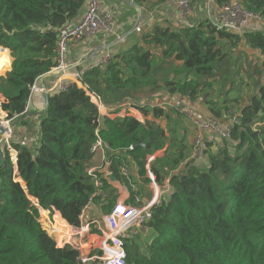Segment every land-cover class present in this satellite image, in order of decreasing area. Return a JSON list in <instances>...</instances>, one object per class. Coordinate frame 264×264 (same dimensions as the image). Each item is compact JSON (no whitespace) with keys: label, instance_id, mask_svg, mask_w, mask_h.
Instances as JSON below:
<instances>
[{"label":"trees","instance_id":"obj_1","mask_svg":"<svg viewBox=\"0 0 264 264\" xmlns=\"http://www.w3.org/2000/svg\"><path fill=\"white\" fill-rule=\"evenodd\" d=\"M239 2L264 19V0ZM83 6L86 0H0V46L13 58L11 69L0 76V109L8 117L21 116L34 81L57 65V29L75 22ZM242 39L264 57L260 31L242 38L209 20L178 29L155 25L138 45L87 71L83 82L107 105L128 101L146 114L145 104L138 102L162 90L194 100L209 89L222 60ZM9 64L0 51V75ZM258 88L239 109L230 139L206 145L207 160L185 161L182 139L172 140L164 156L150 162L158 180L182 168L170 173V193L142 225L150 234L148 245L138 248L137 238H126L125 264H264V82ZM45 97L39 145L34 151L15 145L16 174L9 157L0 162V264H79L75 250L56 247L51 239L59 242L60 228L70 229L67 236L81 253L89 252L90 239L83 233L81 247L78 230L67 224L79 225L93 191L87 170L99 159L95 163L91 152L98 111L74 83ZM210 111L220 115L217 108ZM255 123L260 126L253 128ZM100 136L115 150L110 158L116 177L122 160L144 175L146 156L166 139L159 125L133 117L105 118ZM137 142L149 145L129 149ZM39 217L49 225L51 238Z\"/></svg>","mask_w":264,"mask_h":264},{"label":"built area","instance_id":"obj_2","mask_svg":"<svg viewBox=\"0 0 264 264\" xmlns=\"http://www.w3.org/2000/svg\"><path fill=\"white\" fill-rule=\"evenodd\" d=\"M174 3L184 16L191 12V0H174ZM262 19L259 13L246 10L239 1L229 0L221 5L220 23L213 25L220 30L241 33L248 23ZM114 22V14L104 5V0H86V9L82 18L79 21L65 23L57 29V65L51 70L59 72L56 81L52 86L46 87L42 83L40 84V78H37L30 88V94L39 92L44 95H53L65 90L69 84L74 83L85 92L98 111L97 125L94 128L96 140L91 147V152L99 154V162L87 170L93 191L80 211L79 225L67 224L72 229L83 232L90 239L89 252L82 254L75 246L76 242L71 243L69 236L66 239L60 238L59 242L51 238L48 232L49 225L46 224L48 228L47 226L45 228L40 223L42 229L54 241L56 247H67L77 252L79 264H125L127 256L125 240L128 234L135 227L142 226L150 221L153 217L154 207L160 205L171 191L170 173L158 180L156 174L149 167L154 156L146 157L145 174L149 179L151 193L148 199L143 195L134 180V174L139 170L137 165L122 160L117 168L118 177L115 176L113 162L110 158L115 150L108 147L100 136V128L104 119L133 117L141 123H146L148 120L140 118L144 113L128 101L119 103L114 107H108L100 95L90 91L84 84L83 77L86 72L110 62L113 58L112 54L109 51H104L96 63L81 64L73 68L66 62V49L70 42L86 40L98 34L108 33L111 31ZM139 29L137 28V30ZM27 102L28 99L20 115L27 110ZM0 112L2 113L0 115V135L3 141V156L9 157L14 174H16L17 150L12 142V122L17 116L8 117L7 113ZM227 115L229 116L227 124L214 116L207 118L193 117L192 123L195 135L189 159L201 160L206 154L207 144H215L221 139H230L233 127L239 122V114L238 111L231 108ZM132 148V146H129V149ZM110 184L114 187L115 184L119 187L124 184L127 185L128 195L113 200L107 190ZM106 206L110 207L108 212L105 211ZM89 212L96 217L91 218Z\"/></svg>","mask_w":264,"mask_h":264},{"label":"crops","instance_id":"obj_3","mask_svg":"<svg viewBox=\"0 0 264 264\" xmlns=\"http://www.w3.org/2000/svg\"><path fill=\"white\" fill-rule=\"evenodd\" d=\"M138 1L139 2H137L136 0H104V5L110 11L113 12L115 18V22L112 26L111 31L108 33L98 34L90 39L81 40L77 42H70L66 49V62L68 63V65L73 68L81 64L96 63L98 61V58L104 51H109L112 54V57H114V55L116 54L122 55L127 50L138 45L140 43L141 35L145 31L151 30L155 25H168L172 29H178L186 26H197L203 20H209L212 24L220 23L221 5L218 4L216 0H191V12L187 16H184L182 14L181 10L175 5L174 0ZM134 4H136L139 9ZM85 9L86 6H83V8L77 14L75 21H79L82 18ZM137 28L140 29L137 30ZM256 31L264 33V19L259 21H251L245 26L244 30L241 33L236 34L243 38V34L245 32ZM256 51L259 52L255 49L252 50L249 45H247L242 39L237 46L233 47L232 50L227 53L226 57L222 60L220 64L221 66L224 63L223 65L225 66L232 60L235 61V68L231 67L228 70L227 68L229 66L224 68V70L226 71H224L222 75L227 73L229 76V78L227 77L228 81L224 82L221 79H216L215 77L213 79L214 81L212 82L211 87L209 88L211 90L208 91V88L205 90L203 89L198 95V97L194 100H190L187 96L183 95L169 94L163 90L155 95L150 96V98L146 100H141L140 102L145 103L149 106V108H147L145 105L147 113L140 116V118H142L143 120H148L147 122H153L159 125L161 128L164 129L166 136L164 145L162 146L163 149L160 152H155V150L147 156H154L153 160H155V158L157 157H162L164 156L172 140L178 142L179 140L183 139L184 143H187L186 150L184 153L186 157L184 160L186 161V159H189V156L191 154L192 141L195 135L192 123L193 117L207 118L209 116H213V113H211V111L209 110L210 108H208L209 102H205V97L209 95V92L216 94L218 88H231V83L235 80L232 75L233 73L234 75L236 74L235 77L239 76V78H241V81L239 83L240 88L239 90H235L232 87L234 90L230 92H245L248 88L247 84L249 83L247 77H245L241 72L243 71V68L246 69L245 57H249V64L251 66L250 68L252 69L255 65H257V62H260L261 65H264L263 55L260 52L257 53ZM244 53H246L247 56ZM8 57L10 59L9 68L1 74L2 76H4L5 73L11 69L12 57L10 56V54H8ZM219 67L218 71H220ZM218 71H216V76L220 75ZM256 76L258 77L257 74ZM56 79L57 75H51L43 79L42 82L40 81V84L42 83L46 87H49L54 84ZM216 80L218 81L217 83ZM159 97L162 98L158 99ZM232 97H234V95L230 96V98ZM0 99L3 100L1 94ZM179 100L181 101L183 106H185V108L181 109L184 114V117L182 116L180 117V119L175 117V115L171 111H168V107ZM46 102L47 101L44 94L39 92L30 94L27 102V110L19 118H17L15 121L13 120L12 122V142L14 146L21 145L29 148V150L34 151L35 148L39 145V123L44 113ZM116 105H108V107H114ZM215 106L218 105L215 103ZM151 107H153V109H151ZM154 109H161L162 114L156 116L154 114ZM0 115H2L1 112ZM220 115L215 118L227 124L229 122V116L225 114V112H221ZM174 127L176 128L175 130L173 129ZM2 142V136L0 135V162L3 157ZM166 174V172L163 173L162 177ZM134 180L137 182L139 189L141 190L143 195L148 199L151 193L149 189V179L147 178V175H141L138 170V172H135L134 174ZM109 187L112 188V191L108 192L110 197L114 193L117 194V196L114 194L115 199L117 197L123 198L128 195V186L125 184L121 187L117 186L116 184L114 187L110 184Z\"/></svg>","mask_w":264,"mask_h":264},{"label":"rangeland","instance_id":"obj_4","mask_svg":"<svg viewBox=\"0 0 264 264\" xmlns=\"http://www.w3.org/2000/svg\"><path fill=\"white\" fill-rule=\"evenodd\" d=\"M251 49L253 50V48H251ZM255 50H257V49H255ZM257 53H259V52H257ZM244 54L246 55V53H244ZM251 55H253V54H251ZM251 60H253V59H251ZM245 61H246V63H245L246 64V69L243 68V71H241V70H239V71H241L243 73V75L245 77H247V79L249 80V83L247 84L248 85L247 90L245 92H242V93H240V92H238V93H236V92H230V91H232L234 89L235 90H239V88H240L239 83L241 81V78H239V76L238 77H235L236 74L234 75V73H233L232 75L235 78V80L231 83V86L234 89L232 87L229 88V89H226V87H223V88H218V91H216V94H213L212 92H209V95L207 97H205V102L206 103L209 102L208 103V108H211V107L212 108H217V110H219L220 114H221V112H225V114H229L231 108H234V110L239 111V108H242L243 106H246V105L249 104V102L251 101L252 96H254L258 92V89H259L258 86H259V84L261 82H264V65H261L260 62L259 63L257 62L256 63L257 65H255L254 68L252 69V68H250L251 66L249 64L250 61H249V57L248 56L245 57ZM223 64L219 67L220 68V71H218V68L216 70L220 74V75H218L219 77L216 76V79H221L222 81L226 82V81H228L227 77L229 78V76H228L227 73L224 74V75H222L223 72L226 71V70H224V68L227 67V66H229L227 68V70L229 68H231V67L235 68V65L236 64H235V61H233V60L230 63H228L227 65H225V66ZM235 70H234V72H235ZM256 74L258 75V77L256 76ZM221 75H222V77H221ZM0 76H2V75H0ZM217 82L218 81L216 80V83ZM224 86H225V83H224ZM210 90L211 89H209L208 91H210ZM207 92H206V94H207ZM232 95H234V97L230 98V96H232ZM160 98H162V97H159L158 99H160ZM207 98H209V99H207ZM212 100H215V101H212ZM138 103H141V102L139 101ZM215 103L218 106H215ZM143 104H145V103H143ZM146 107L149 108L148 105H146ZM154 108H157V107H154ZM183 108H185V106H183V104L179 100L176 103H173L172 105H170L168 107V111H171L175 115V117H177L178 119H180V117H182L184 115L183 112L181 111V109H183ZM151 109H153V107H151ZM214 116H216V115H214ZM220 117H221V115H220ZM189 119H190V116H189ZM258 126H260V123H255L254 125H252L253 128H256ZM173 129L175 130L176 128L174 127ZM162 149H163V147L162 148H159L155 152H157V151L160 152ZM187 149H188V145H187ZM185 150H186V148H185ZM205 156H206V160H207V155L205 154ZM98 158H99V154H94L93 160L95 162L97 161ZM98 162H99V159H98ZM180 167L181 166H179L175 170L178 171L179 169L182 168V167L181 168ZM173 171L174 170H170L169 172H173ZM107 190H108V192H110V191H112V188L109 187ZM114 194L111 195V198L112 199H115ZM32 204H33V202H32ZM33 205H35V204H33ZM89 215H90L91 218H95L96 217L91 212H89ZM40 220H41V218L39 217V222L42 223L45 226V228H46V226L48 224L46 225L45 223L42 222V220L41 221ZM47 228H48V226H47ZM69 230L70 229L64 230L63 228H60L57 231V235H58L59 239L60 238L66 239L67 238L66 236L70 234V231ZM128 236L129 237L134 236L135 238H137L134 241V244L136 246H138V248H145V245H148L149 241L151 240L150 234L147 233L146 230L142 226L139 227V228L135 227L134 229H132L130 231V233L128 234ZM131 240H133V239L131 238ZM71 243L72 244L75 243V240L73 238H71ZM141 252H143V249H141Z\"/></svg>","mask_w":264,"mask_h":264},{"label":"water","instance_id":"obj_5","mask_svg":"<svg viewBox=\"0 0 264 264\" xmlns=\"http://www.w3.org/2000/svg\"><path fill=\"white\" fill-rule=\"evenodd\" d=\"M138 9H139V7L136 5V4H134ZM141 13V12H140ZM140 18H141V16H140ZM140 18H139V21H140ZM138 21V22H139ZM139 24V23H138ZM0 51H3L5 54H10L9 53V50L7 49V48H5V47H3V46H0ZM12 61H13V58H12ZM12 61H11V64H12ZM58 71L57 70H53V71H50V72H48V73H46V74H44V75H42L41 77H40V81H43V79H45V78H47V77H49V76H53V75H58ZM47 96V95H46ZM46 111V110H45ZM149 145V143H141V142H137V143H135V144H133L132 145V147H135V146H142L143 148H145L146 146H148ZM19 181H20V179H18Z\"/></svg>","mask_w":264,"mask_h":264},{"label":"bare ground","instance_id":"obj_6","mask_svg":"<svg viewBox=\"0 0 264 264\" xmlns=\"http://www.w3.org/2000/svg\"><path fill=\"white\" fill-rule=\"evenodd\" d=\"M78 233H79V238H80V245L82 247L83 246V242L81 240V237H82L83 232H81V231L78 230ZM82 254H85L83 250H82Z\"/></svg>","mask_w":264,"mask_h":264}]
</instances>
